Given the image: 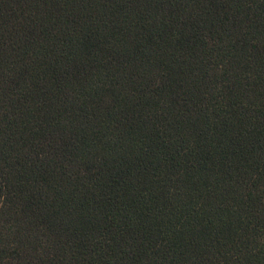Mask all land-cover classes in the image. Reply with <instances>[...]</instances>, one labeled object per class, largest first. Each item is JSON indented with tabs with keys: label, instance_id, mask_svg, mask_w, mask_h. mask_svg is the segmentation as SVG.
Instances as JSON below:
<instances>
[{
	"label": "trees",
	"instance_id": "trees-1",
	"mask_svg": "<svg viewBox=\"0 0 264 264\" xmlns=\"http://www.w3.org/2000/svg\"><path fill=\"white\" fill-rule=\"evenodd\" d=\"M0 264H264V0H0Z\"/></svg>",
	"mask_w": 264,
	"mask_h": 264
}]
</instances>
